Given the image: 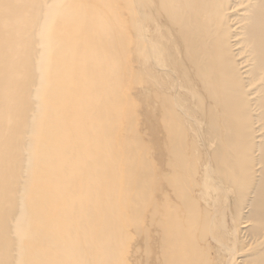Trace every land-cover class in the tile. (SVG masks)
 Returning <instances> with one entry per match:
<instances>
[{"label":"bare ground","instance_id":"obj_1","mask_svg":"<svg viewBox=\"0 0 264 264\" xmlns=\"http://www.w3.org/2000/svg\"><path fill=\"white\" fill-rule=\"evenodd\" d=\"M0 264H264V0H0Z\"/></svg>","mask_w":264,"mask_h":264},{"label":"rangeland","instance_id":"obj_2","mask_svg":"<svg viewBox=\"0 0 264 264\" xmlns=\"http://www.w3.org/2000/svg\"><path fill=\"white\" fill-rule=\"evenodd\" d=\"M116 5L119 6L118 2H116ZM120 9V6H119ZM122 11V10H121ZM119 11V12H121ZM124 13V12H123ZM137 28H139L140 31V54L146 59H151L153 61V67L157 66L156 68H153L156 72L159 73V61L155 58V46L153 43V39L157 38V32L154 30H150L148 28H145L140 21H136ZM46 79V77H44Z\"/></svg>","mask_w":264,"mask_h":264}]
</instances>
